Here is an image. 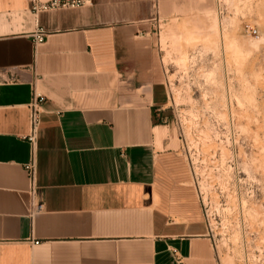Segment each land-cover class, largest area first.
<instances>
[{
	"label": "crops",
	"instance_id": "obj_1",
	"mask_svg": "<svg viewBox=\"0 0 264 264\" xmlns=\"http://www.w3.org/2000/svg\"><path fill=\"white\" fill-rule=\"evenodd\" d=\"M185 1L93 0L35 17L29 0H0V264H217L163 118L160 19ZM38 27L48 34L35 44Z\"/></svg>",
	"mask_w": 264,
	"mask_h": 264
},
{
	"label": "rangeland",
	"instance_id": "obj_2",
	"mask_svg": "<svg viewBox=\"0 0 264 264\" xmlns=\"http://www.w3.org/2000/svg\"><path fill=\"white\" fill-rule=\"evenodd\" d=\"M171 126L217 264H264V0H186L160 19Z\"/></svg>",
	"mask_w": 264,
	"mask_h": 264
},
{
	"label": "built area",
	"instance_id": "obj_3",
	"mask_svg": "<svg viewBox=\"0 0 264 264\" xmlns=\"http://www.w3.org/2000/svg\"><path fill=\"white\" fill-rule=\"evenodd\" d=\"M30 8L35 17L41 11L50 9H60V8H75L81 6L91 5L93 0H29ZM47 31L41 27L36 28L32 32V39L35 44L42 43L46 36ZM42 100L43 97L40 94H35L30 103L31 108V134L30 140L34 141L36 137V131L40 124V118L42 113ZM30 173L34 174V164L29 165Z\"/></svg>",
	"mask_w": 264,
	"mask_h": 264
}]
</instances>
